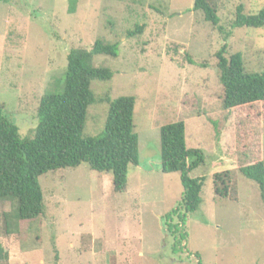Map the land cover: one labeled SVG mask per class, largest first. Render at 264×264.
Segmentation results:
<instances>
[{
    "label": "rangeland",
    "instance_id": "rangeland-1",
    "mask_svg": "<svg viewBox=\"0 0 264 264\" xmlns=\"http://www.w3.org/2000/svg\"><path fill=\"white\" fill-rule=\"evenodd\" d=\"M193 2L76 0L69 14L70 0H0V108L19 137L31 138L39 100L62 77L69 51L101 40L118 54L92 61L113 76L91 83L96 103L83 136L103 131L106 98L133 97L139 153L125 193L113 192L111 175L81 164L39 178L44 212L35 220L17 221L0 202V264H264V202L237 171L264 162V102L223 112L215 56L222 41ZM210 3L226 30L238 4L245 15L264 9V0ZM136 26L141 33L128 38ZM226 44V58L240 53L246 71H264V27L231 30ZM178 120L186 148L203 156L190 176L205 181L183 249L173 254L163 217L182 188L177 173H161L159 129ZM224 172L223 197L213 176Z\"/></svg>",
    "mask_w": 264,
    "mask_h": 264
},
{
    "label": "trees",
    "instance_id": "trees-1",
    "mask_svg": "<svg viewBox=\"0 0 264 264\" xmlns=\"http://www.w3.org/2000/svg\"><path fill=\"white\" fill-rule=\"evenodd\" d=\"M122 1V0H114ZM76 0H70L69 14L75 12ZM193 11L200 12L221 38L215 54L222 110H233L264 102V71L245 70L240 53L225 57L231 30L264 27V9L244 14L243 5L235 7L234 19L226 30L221 25L216 7L210 0H194ZM141 33V27L127 31L128 38ZM118 47L96 40L90 49H72L66 57V69L53 90L44 93L36 109V125L29 139H21L17 128L2 114L0 108V202L12 205L17 221H32L43 215L44 203L39 178L48 172L76 168L86 164L89 170L111 175L116 194L127 190V171L139 163L138 137L133 131L135 99L106 98L108 105L103 131L95 137H84L87 109L96 103L91 91L94 81L108 82L113 73L107 67H95V57L116 58ZM190 62V60H189ZM160 170L177 173L182 188L177 208L163 217L167 232L173 239L172 253L182 251L188 215L200 205L204 177L192 178L190 173L203 162L199 150L187 149L185 125L182 120L159 129ZM238 173L253 182L264 202V162L257 161L237 167ZM228 172L215 174V193L225 196ZM8 233V232H7ZM195 258L199 259L198 255ZM197 264H201L200 261Z\"/></svg>",
    "mask_w": 264,
    "mask_h": 264
}]
</instances>
